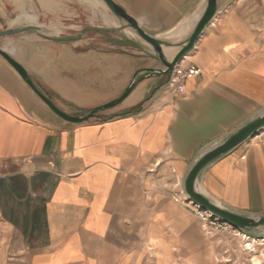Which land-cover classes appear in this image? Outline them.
Here are the masks:
<instances>
[{
	"label": "crops",
	"instance_id": "0c3cea01",
	"mask_svg": "<svg viewBox=\"0 0 264 264\" xmlns=\"http://www.w3.org/2000/svg\"><path fill=\"white\" fill-rule=\"evenodd\" d=\"M114 1L147 34L164 38L198 16L206 0ZM220 1L222 12L179 63L198 70L183 82L182 94L167 84L154 93L164 78H147L87 123L55 115L0 57V264H138L122 226L137 202L136 186L148 173L182 182L202 149L264 108V0ZM5 4L0 26L12 11ZM26 20L16 28L34 25ZM24 34L31 35L0 47L71 116L119 97L137 71L160 68L143 47H93L84 35L68 41L38 40L34 31L11 36ZM201 186L234 209L263 212L264 129L209 166ZM154 203L146 234L156 258L164 250L171 258L177 251L183 264L207 258L190 211L172 200Z\"/></svg>",
	"mask_w": 264,
	"mask_h": 264
},
{
	"label": "rangeland",
	"instance_id": "374dc122",
	"mask_svg": "<svg viewBox=\"0 0 264 264\" xmlns=\"http://www.w3.org/2000/svg\"><path fill=\"white\" fill-rule=\"evenodd\" d=\"M8 1V2H7ZM14 0H0V7L5 4L8 13L5 22L1 24L0 31L7 29H17L21 24L29 23L26 19L29 15L35 18L31 24L39 26L46 36L55 38H69L80 34L85 30V40L91 38L90 45L93 47H102V45L111 44L118 51V44L121 43L123 49L127 51H136L137 47L130 44L131 41H138L137 36L128 30L117 33H99L93 28L113 29L120 23L104 6L100 0H20V6H15ZM29 7L31 12L19 10L18 7ZM16 9V10H15ZM45 9L48 11L45 16ZM38 16L40 19H38ZM63 18V19H62ZM46 21L52 22L51 24ZM31 34L19 36H7L0 39L3 48L8 49L11 40H26ZM170 35V34H169ZM167 35V36H169ZM166 36V37H167ZM36 39H43L36 37ZM127 39V40H126ZM151 177H145L142 184L136 186L133 191V199L137 202L129 204L127 215L129 219L122 223L126 229L125 242L128 245V251L137 259L138 264H183L182 257L178 252H173V260L167 251H162L155 256L153 248L155 246L148 240L146 230L155 211L154 200H172L179 207L190 211L199 228V236L205 240L209 249L208 257L197 258L193 264H264V238H252V240L242 239L230 234L216 233L212 237H205L202 231V225L195 216L194 207L186 205L189 200L182 189V182L179 180L172 184L165 180L163 176H156L154 173H148ZM126 220V219H125ZM164 237H168L167 229L161 227ZM254 240V241H253ZM247 242L250 246H246ZM163 241L157 245L161 247ZM174 261V262H173Z\"/></svg>",
	"mask_w": 264,
	"mask_h": 264
},
{
	"label": "water",
	"instance_id": "95a60500",
	"mask_svg": "<svg viewBox=\"0 0 264 264\" xmlns=\"http://www.w3.org/2000/svg\"><path fill=\"white\" fill-rule=\"evenodd\" d=\"M111 14L118 20L120 25L113 29L93 28L101 33H117L123 30H130L137 36L138 41H129L131 45L149 50L153 57L160 64V68H146L137 71L131 78L123 93L116 99L94 107L79 116H71L59 110L51 100L43 94L31 81L25 69L17 63L11 56L0 47V57L4 59L20 76L25 84L41 99V101L59 118L72 123H87L92 119H99V114L105 110L119 105L133 91L137 84L147 78H164L162 84L156 87L154 93L162 86L166 85L173 68L193 49L201 35L209 24L222 12L220 0H206L201 13L190 22L193 23L191 29L180 39L174 40L170 36L156 38L147 34L122 7L114 0H100ZM24 31H34L45 39L57 41H68L82 38L85 33L69 38H49L42 33L40 27L27 25L17 29H7L0 31V37H7ZM127 40V39H126ZM153 93V94H154ZM152 94V95H153ZM264 129V108L253 115L242 125L217 139L202 149L191 161L183 179L182 189L189 202L206 211L220 221L227 223L232 228L251 236L253 238H264V211L260 213H247L234 209L225 203L213 198L206 193L201 186V178L205 170L213 163L231 153L237 147L255 137Z\"/></svg>",
	"mask_w": 264,
	"mask_h": 264
},
{
	"label": "built area",
	"instance_id": "2783aa9c",
	"mask_svg": "<svg viewBox=\"0 0 264 264\" xmlns=\"http://www.w3.org/2000/svg\"><path fill=\"white\" fill-rule=\"evenodd\" d=\"M215 20V19H214ZM214 20L209 24L211 26ZM208 26V27H209ZM198 74V70L194 67H184L177 64L169 77L167 86L171 89L174 95L182 94L183 82L191 76ZM195 216L197 217L199 223L202 225V231L205 237H212L216 233L230 234L235 237H240L246 240H252V238L242 232L232 228L227 223L220 221L218 218L213 217L206 211H202L199 207L194 205ZM254 241V240H253ZM251 244L247 242V247ZM249 248V247H248Z\"/></svg>",
	"mask_w": 264,
	"mask_h": 264
},
{
	"label": "bare ground",
	"instance_id": "6f19581e",
	"mask_svg": "<svg viewBox=\"0 0 264 264\" xmlns=\"http://www.w3.org/2000/svg\"><path fill=\"white\" fill-rule=\"evenodd\" d=\"M34 16H28L27 19L30 20V21H33L34 20ZM197 18V17H196ZM195 18V19H196ZM193 26V23L192 22H185L183 24H181L179 26V28L171 34L170 38L171 39H174V40H178L180 38H182L190 29L191 27ZM130 31V30H129ZM132 33V32H131ZM191 203V202H190ZM192 204V203H191ZM193 205V204H192ZM194 206V205H193Z\"/></svg>",
	"mask_w": 264,
	"mask_h": 264
}]
</instances>
